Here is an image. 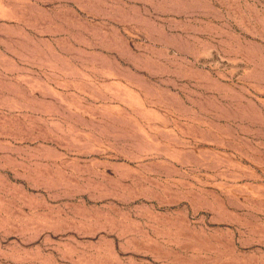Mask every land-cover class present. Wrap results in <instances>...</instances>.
<instances>
[{"label": "rangeland", "instance_id": "1", "mask_svg": "<svg viewBox=\"0 0 264 264\" xmlns=\"http://www.w3.org/2000/svg\"><path fill=\"white\" fill-rule=\"evenodd\" d=\"M0 264H264V0H0Z\"/></svg>", "mask_w": 264, "mask_h": 264}]
</instances>
